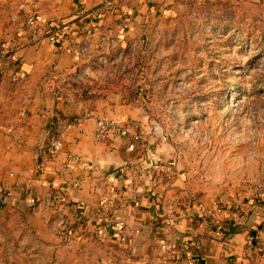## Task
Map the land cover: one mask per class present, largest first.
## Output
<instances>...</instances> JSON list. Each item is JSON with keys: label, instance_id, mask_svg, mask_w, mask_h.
Masks as SVG:
<instances>
[{"label": "crops", "instance_id": "obj_1", "mask_svg": "<svg viewBox=\"0 0 264 264\" xmlns=\"http://www.w3.org/2000/svg\"><path fill=\"white\" fill-rule=\"evenodd\" d=\"M31 2L34 15L0 46V192L9 189L16 204L37 203L44 227L59 233L50 246L74 245L82 259L90 251L114 264L258 263L263 207L244 215L223 211L211 223L210 215L221 211L211 212L207 195L175 171L172 150L143 130L138 109L102 101L106 116L120 124L136 120L144 141L113 135L98 143V109L67 118L58 93L78 64L74 43L98 33L122 41L150 15L182 0ZM55 139L60 145L53 149ZM100 196L112 202V218L98 206ZM162 244L173 247L164 263L158 260Z\"/></svg>", "mask_w": 264, "mask_h": 264}, {"label": "rangeland", "instance_id": "obj_2", "mask_svg": "<svg viewBox=\"0 0 264 264\" xmlns=\"http://www.w3.org/2000/svg\"><path fill=\"white\" fill-rule=\"evenodd\" d=\"M31 1L0 0V46L34 15ZM262 1L182 0L122 41L106 33L80 40L78 64L58 91L70 119L96 109L108 115L104 100L138 109L143 130L172 150L175 171L207 195L211 212L221 211L211 223L223 211L264 208ZM2 189L0 264H114L90 251L76 257L60 241L51 247L59 233L44 227L37 203L16 204Z\"/></svg>", "mask_w": 264, "mask_h": 264}, {"label": "built area", "instance_id": "obj_3", "mask_svg": "<svg viewBox=\"0 0 264 264\" xmlns=\"http://www.w3.org/2000/svg\"><path fill=\"white\" fill-rule=\"evenodd\" d=\"M40 35H35L31 38V43H36L40 39ZM56 35L51 34L48 36L50 41H54ZM23 75V73H22ZM94 139L98 143H103L106 138L118 135L124 138H129L132 142L138 141L141 139V133L139 129V123L136 120H129L124 123H119L116 118L102 116L98 117L95 120V126L93 129ZM60 145V140L55 139L52 143L53 149L58 148ZM98 206L105 212L108 218H112V202L107 199L105 196H100L98 200ZM255 207V206H253ZM73 240L72 236H67L65 238V243L70 244ZM159 251L161 252L158 256L159 262L164 263L166 258H164V254L173 251V247L169 244H162L159 247Z\"/></svg>", "mask_w": 264, "mask_h": 264}, {"label": "trees", "instance_id": "obj_4", "mask_svg": "<svg viewBox=\"0 0 264 264\" xmlns=\"http://www.w3.org/2000/svg\"><path fill=\"white\" fill-rule=\"evenodd\" d=\"M262 3H264V1H262Z\"/></svg>", "mask_w": 264, "mask_h": 264}]
</instances>
